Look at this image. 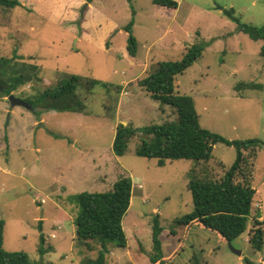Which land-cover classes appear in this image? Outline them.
Instances as JSON below:
<instances>
[{
  "label": "rangeland",
  "instance_id": "374dc122",
  "mask_svg": "<svg viewBox=\"0 0 264 264\" xmlns=\"http://www.w3.org/2000/svg\"><path fill=\"white\" fill-rule=\"evenodd\" d=\"M174 1L175 9L152 0H92L90 5L88 0H66V5L65 0H19L20 6L0 10V58L16 56L35 63L34 57L42 66V82L20 87L13 92L15 96L52 89L72 75L108 84L94 87L91 94L77 88L84 112L43 113L44 122L35 125L30 110L11 106L7 97L0 96V219L5 222V250L23 251L44 264H81L83 257L94 258L95 251H82L72 240L75 227L71 220L78 208L71 198L83 191H109L120 176H126L133 186L122 219L126 242L124 247L109 244L107 264H152L155 215L163 228V255L171 257L166 264H191L193 256L200 264H246L245 259L264 264V244L257 251L247 241L252 219L258 214L264 218L262 41L239 31L223 11L233 8L241 22L262 26L264 0ZM56 5H64L68 11L64 12L71 15H58ZM130 22L135 50L139 55L147 52V59L134 67L119 53L126 51L130 34L124 27ZM114 24L117 27L108 34L111 38L101 40L99 35L107 34ZM82 27L93 41L85 42ZM194 43H203L204 51L176 77V92L193 98L201 127L230 140L256 138L261 142L254 162L256 193L250 221L230 244L200 225L177 226L175 220L193 209L188 171L196 167L201 174L219 178L235 160L232 146L215 144L207 163L180 159L168 160L164 166H158L155 158L136 155L138 135L130 138L124 155L112 151L119 123L139 128L176 120L172 107L151 98L134 79L154 72L161 61L180 60ZM143 61L148 64L145 70ZM238 82L257 86L242 90L239 96L234 89ZM86 158L96 160L92 177L71 165ZM41 199L43 204L37 201ZM39 223L45 245L54 246L43 257L37 251ZM53 232L56 237L51 238Z\"/></svg>",
  "mask_w": 264,
  "mask_h": 264
},
{
  "label": "trees",
  "instance_id": "16d2710c",
  "mask_svg": "<svg viewBox=\"0 0 264 264\" xmlns=\"http://www.w3.org/2000/svg\"><path fill=\"white\" fill-rule=\"evenodd\" d=\"M91 1V0H88ZM156 5L175 9L174 0H152ZM19 0H0V10L6 11L20 6ZM224 13L236 24L239 31L247 34L254 41H262L259 54L264 65V25L255 26L243 23L235 15L233 8L224 9ZM132 22L124 29L130 34ZM203 43H194L186 48L178 61H161L156 70L136 81L139 88L144 90L154 100L169 105L177 115L175 121L133 128L129 124L119 123L115 129L112 151L122 156L127 151L131 137L138 135L140 143L135 149L138 156L155 158L158 166H164L168 160L187 159L197 164L207 163L212 158L215 144L222 143L232 146L236 157L229 167H224L219 178H213L200 173L196 167L188 171L187 189L190 191L193 209L184 217L175 220L177 226L197 224L211 230L220 241L231 243L240 237L247 229L250 221L252 202L256 193L252 185L254 162L261 146L259 139H227L222 135L201 127L195 103L191 96L180 94L175 90L176 77L189 68L203 53ZM136 49L135 38L130 34L126 50L134 56ZM42 82L41 66L27 62L23 57L16 56L0 58V96L7 97L20 87L27 84ZM108 85L97 79L72 75L54 88L37 91L22 97L30 107L34 116L42 112L79 111L84 112V104L77 94L78 87L91 94L96 86ZM254 82H238L234 89L239 96L242 90L254 88ZM133 186L129 177L120 176L112 188L106 192L83 191L72 196L77 205V213L73 217L74 244L85 252H96L94 258L83 257L81 264H107L106 253L109 244L116 243L124 247L126 235L122 219L127 212L132 196ZM41 223V221H40ZM39 228V244L37 251L41 257L53 250L46 246L44 235ZM5 222L0 219V264H44L31 260L23 251L10 252L3 248V232ZM163 228L159 215L152 218V264H166L171 257L165 258L162 251ZM248 243L257 251L264 244V218L260 214L252 219L248 233ZM191 264H200L193 256ZM246 264H257L245 259Z\"/></svg>",
  "mask_w": 264,
  "mask_h": 264
},
{
  "label": "crops",
  "instance_id": "0c3cea01",
  "mask_svg": "<svg viewBox=\"0 0 264 264\" xmlns=\"http://www.w3.org/2000/svg\"><path fill=\"white\" fill-rule=\"evenodd\" d=\"M59 1V0H58ZM91 2H92V0L91 1H88V4L90 5L91 4ZM66 4H68V3H66V0H65V3H64V5H66ZM38 5H39V8L41 7V3H38ZM64 5H62V8L61 7H58L57 5L56 6H53V8H54V10L58 13V15H71L70 13H65V12H68V11H66V7L64 6ZM65 11V12H64ZM117 26H116V24H114V25H112L111 26V28L108 30L109 32L107 33V34H105V35H103V34H101V35H99V37H101V40L102 39H105V38H107L108 37V34L110 35L111 33H112V31L116 28ZM83 28V30H84V32H83V39L85 40V42H87L88 41V39H89V41H93L92 40V38L90 37V35H87V29L85 28V27H82ZM97 28H95V30H96ZM108 38H111V36H109ZM77 40H79V37H78V39ZM96 42V41H95ZM103 46H105V45H102V47ZM109 47V45H107V51H110V49L108 48ZM76 50H78L77 49V47H76ZM122 51H124V50H121V51H119V53H121V57H123L128 63H129V65L131 66V67H134L135 65H137V64H140L139 62L141 61V59L142 58H144V60L145 59H147V52L145 51V53L142 55V54H140L139 55V53H138V51L136 50L135 51V54H134V56H131V55H129V53L127 52V50L126 51H124V52H122ZM34 61H35V63L36 64H38V60H36V58H32ZM39 66H41L40 64H38ZM142 66H143V68H142V70H145V68L148 66V64L147 63H145L144 61H143V64H142ZM41 68H42V66H41ZM142 75V74H141ZM141 75H139V76H141ZM137 78L138 77H136L134 80H135V82H136V80H137ZM48 81L47 80H45V78L43 77V83H47ZM29 110V109H28ZM13 112V110L11 111V113ZM54 112H57V111H54V110H49V111H44V112H42L39 116H38V118H35L36 116H34V121H32V124L33 125H35V124H37V123H43L44 122V120H45V118H44V115H43V113H46V114H49V113H54ZM75 140V139H74ZM74 142V141H73ZM9 145L8 144H5L4 145V147H8ZM87 159V161H85V162H83L82 160H80L78 163H73V164H71L73 167H76L77 169H81L80 171L83 173V174H85L86 176L88 175H90V177H92L91 176V174H93V175H95V173H96V168H94V163H96V162H94V161H96V160H91L90 158L88 159V158H86ZM93 165V166H92ZM90 172H91V174H90ZM87 176V177H88ZM69 183H70V181H69ZM73 185V183H70V186H72ZM39 203H40V200H37ZM44 202H45V200H44ZM41 204H43V203H41ZM263 217V216H262ZM72 221V220H71ZM57 224L58 225H60V227H63V223H58L57 222ZM55 225H56V222H55ZM57 225V226H58ZM64 228V227H63ZM66 229V228H65ZM71 233H72V228H71ZM74 233H75V231H74ZM51 238H54V237H56V234H55V232H53V233H51ZM52 236H54V237H52ZM73 241H74V237H73V239H72ZM73 243V242H72ZM53 247V249H54V246H52Z\"/></svg>",
  "mask_w": 264,
  "mask_h": 264
},
{
  "label": "water",
  "instance_id": "95a60500",
  "mask_svg": "<svg viewBox=\"0 0 264 264\" xmlns=\"http://www.w3.org/2000/svg\"><path fill=\"white\" fill-rule=\"evenodd\" d=\"M0 89H1V85H0ZM7 100L9 101V103H10L11 106L21 105V106L26 107L27 109H30V107H31L23 99L15 96L13 93L7 96ZM123 124H125V123H123ZM228 244H230V243H228ZM232 250L237 255H240L241 254V251H238V250H235V249H232Z\"/></svg>",
  "mask_w": 264,
  "mask_h": 264
},
{
  "label": "built area",
  "instance_id": "2783aa9c",
  "mask_svg": "<svg viewBox=\"0 0 264 264\" xmlns=\"http://www.w3.org/2000/svg\"><path fill=\"white\" fill-rule=\"evenodd\" d=\"M40 203H44V200H43V199H41V200H40Z\"/></svg>",
  "mask_w": 264,
  "mask_h": 264
}]
</instances>
